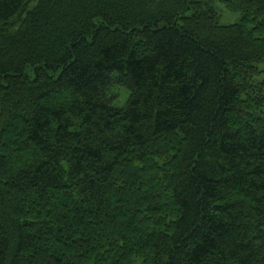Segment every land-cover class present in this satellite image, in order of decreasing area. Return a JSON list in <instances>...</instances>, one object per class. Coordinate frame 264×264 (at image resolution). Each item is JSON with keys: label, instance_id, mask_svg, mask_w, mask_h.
I'll list each match as a JSON object with an SVG mask.
<instances>
[{"label": "trees", "instance_id": "obj_1", "mask_svg": "<svg viewBox=\"0 0 264 264\" xmlns=\"http://www.w3.org/2000/svg\"><path fill=\"white\" fill-rule=\"evenodd\" d=\"M212 1L0 0V264H264V0Z\"/></svg>", "mask_w": 264, "mask_h": 264}, {"label": "rangeland", "instance_id": "obj_2", "mask_svg": "<svg viewBox=\"0 0 264 264\" xmlns=\"http://www.w3.org/2000/svg\"><path fill=\"white\" fill-rule=\"evenodd\" d=\"M212 3L217 9L219 23L221 24L236 23L240 20V14L238 12H232L227 10L225 6L217 0H213ZM258 68L264 71V61L258 64ZM261 76H264V72L262 73ZM113 92L114 95L116 96V101H117L116 103L118 105H121L125 99L124 98L125 94H128V91L121 88L118 89L116 88L113 90Z\"/></svg>", "mask_w": 264, "mask_h": 264}]
</instances>
